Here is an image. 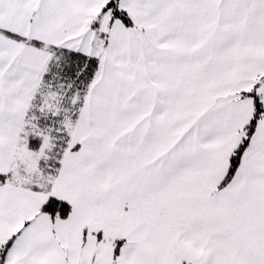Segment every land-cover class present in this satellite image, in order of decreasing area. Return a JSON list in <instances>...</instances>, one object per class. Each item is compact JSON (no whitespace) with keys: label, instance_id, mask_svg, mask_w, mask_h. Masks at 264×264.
<instances>
[{"label":"snow or ice","instance_id":"1","mask_svg":"<svg viewBox=\"0 0 264 264\" xmlns=\"http://www.w3.org/2000/svg\"><path fill=\"white\" fill-rule=\"evenodd\" d=\"M0 264H264V0H0Z\"/></svg>","mask_w":264,"mask_h":264}]
</instances>
